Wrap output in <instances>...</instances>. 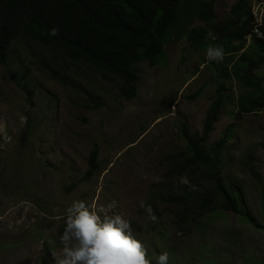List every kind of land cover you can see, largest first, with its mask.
Instances as JSON below:
<instances>
[{"label": "rangeland", "instance_id": "1", "mask_svg": "<svg viewBox=\"0 0 264 264\" xmlns=\"http://www.w3.org/2000/svg\"><path fill=\"white\" fill-rule=\"evenodd\" d=\"M235 1L216 4L220 21L227 20ZM253 1V12L263 9L264 13V0ZM255 27L262 33L264 20L255 22ZM23 44H17L16 62L9 68L0 64V264H42L46 249L55 264L63 248L60 237L65 210L75 200L95 206L101 216L121 214L135 223L132 231L153 261L167 252L168 264H264L262 225L256 228L238 214L225 211L197 219L195 226L186 225L180 219L184 208L176 202L161 203L160 215L154 209L157 220L152 221L141 207L142 201L148 205L158 192L172 190L177 196H186V187L198 190L186 177L170 175V157L186 147L180 123L187 124L191 132L203 131L207 112L219 95L222 77L213 66L217 61L207 58V50L196 52L186 37L168 43L165 62L155 67L137 65L138 94L131 101L116 100V83L96 76V84L88 91L101 96L104 106L92 109L76 91L34 67L37 59H27ZM218 63L221 68L225 64L224 60ZM19 66L31 67L28 81L37 86L32 106L12 78ZM19 74L25 75L24 71ZM256 74L264 87V67ZM226 85V94L231 93L232 99L211 133L210 143L235 125L227 142L223 176L239 185L243 206L264 224V109L256 112L258 115L253 111L241 114L238 97L255 88H241L236 79ZM28 120L31 136L23 146ZM95 147L101 168L83 182L90 151ZM244 157L251 158L259 179L245 171ZM73 182L76 186L69 190ZM197 184L206 188L207 181ZM162 185L169 191L161 190ZM153 225L159 229L157 237L150 234L153 228L148 227ZM162 233L169 234L163 237Z\"/></svg>", "mask_w": 264, "mask_h": 264}, {"label": "trees", "instance_id": "2", "mask_svg": "<svg viewBox=\"0 0 264 264\" xmlns=\"http://www.w3.org/2000/svg\"><path fill=\"white\" fill-rule=\"evenodd\" d=\"M198 1L200 0H0V64L6 68H9L13 61L16 62L15 56L20 50L17 49V44L19 42L20 44H23L21 43V41H23L25 45L28 46L26 47L23 44L27 59H37V62L34 63V67H39L41 69L40 72H42L45 76L49 75L51 79L60 81L64 86L67 87V89L76 91L81 99H85L88 104L91 103L93 105L92 109H99L100 107L104 106L101 96L88 91L89 87L96 84V76L101 75L102 79L106 82L114 84L116 83V100L131 101L137 97V83L140 80L138 70L135 69L137 67L134 66H137L140 63H147L150 67H155L158 66L160 62H165L166 60H162L164 59L165 47L168 43H177L181 40V37H187L188 41L193 44V48L196 52L207 50L209 47L223 46L225 51V57L223 60L225 64L221 68L220 63L215 62L216 65L213 63L216 68L220 67V69L217 68V70L219 72V76L222 77V81L220 82V87L218 89L219 95L216 99H214V102L209 108L207 117L205 119L204 127L210 131L208 132L207 129L203 128L205 131L203 130L202 132L193 133L190 131L187 124L184 125L185 123L181 122L180 132L183 135V139L185 140L186 136L189 137H187L188 140H185V151L182 150L176 152L170 157V161L172 162L170 175L180 178L182 176L183 178L187 176L186 178L188 180L190 179L189 181L192 184H194L193 181H195V186L197 187L198 182L201 184L206 180V188L199 186L198 190L190 191L186 187L184 189L185 193L187 194L186 196H177L175 195L176 192L172 190L165 194H163V192H158L149 199L148 205H151L153 210L155 209V212L160 215V204L168 203L169 199H171L169 203L176 202L180 206H183L184 204V213L183 216H181V222L186 225L195 226L197 219H204L211 214L217 215L218 213L224 211H232V213L238 214V216L247 223L253 226L255 225L254 227L257 226L256 228H259V226L262 225V228L259 229H264V224L258 222L250 210L243 206L242 189L239 187V185L237 184V186L236 183L227 182L224 176H220L223 175L221 171L224 169L225 172L226 169L227 160L225 155L227 151V142L233 137V127L235 125L232 124L227 128L228 133L225 132L224 135L219 139L220 141L217 140L214 143H210V135L216 130L217 122L219 121L224 109L228 107L232 99V95L230 93L226 94V82L228 80L232 78L236 79L239 82L241 88L242 86H253L255 88V93L251 91L252 93L249 92L248 94L247 92L245 93L247 96L242 93L238 97L237 105H239L238 108L241 114H246L249 111L256 113L264 109V87L261 86L262 82L260 76L256 74V70L264 66V38L256 36L252 31L254 29L255 20L253 19L252 13L248 12L249 10L251 11V0H236L230 8L228 15L229 17H227V20L222 21V24H216V20L218 19L216 4L226 0ZM187 13L189 14L187 15ZM249 18L250 20L248 21ZM199 20L201 21V24L199 23L196 25L195 22ZM186 21L188 23H186ZM52 29H57L58 34L55 36L50 35ZM262 32L264 33L263 29ZM213 38H215L216 42ZM207 41H210V45H208L209 42ZM203 42H207L208 44L203 45ZM253 43L255 44L254 47L252 46L254 45ZM253 49L254 53L252 52ZM259 61L261 63H259ZM80 62L82 64H80ZM241 63L242 65H240ZM84 68L86 71L83 70ZM224 70L225 72H228H226L225 75L223 74ZM237 70L239 71L237 72ZM20 71H24L25 75L19 76ZM30 71V66H27L26 68L19 66L16 71L13 70L12 78L18 85L17 88L25 94L27 104L32 106L37 86H33L28 81ZM246 73L247 77H245ZM223 78L226 79L224 80ZM115 79H119V84L117 83L118 81H115ZM253 81L255 83L258 82L256 84L259 86V88L257 85V87L254 86L255 83ZM18 82L21 83L19 84ZM251 82H253V85ZM119 85L120 87H118ZM255 94L257 96H255ZM252 99H255L256 101H253ZM259 100L262 101L261 104L259 103ZM244 102H247V105ZM251 102H253V104H251ZM254 102L259 104H255ZM240 104L243 108L240 106ZM245 105L248 108H245ZM251 106H253L255 110L253 107L251 108ZM244 109L245 111H243ZM28 122L29 125L26 126V129L22 134L21 144L23 146L31 136V123L29 120ZM184 132H186V134ZM227 134L230 136H227ZM190 142L192 143L193 147L191 146ZM200 145L202 147H200ZM219 148L223 150H219ZM196 150L198 151L196 152ZM93 155L95 156L92 157ZM92 158H97L95 163ZM190 160L191 162H189ZM195 161L197 162L195 163ZM88 162L91 166L88 165V169L85 172L86 176L83 177L84 179H81L83 182L90 180L91 177L101 168L100 164L98 163V149L96 147L91 150ZM220 162L222 163L221 165ZM241 162L245 167V171H248V173L252 176L254 175L253 177L257 176L256 178L259 179L258 173L255 172L254 165L250 157H244ZM185 165L188 166L186 167ZM207 168L211 169H208L209 171H207ZM213 169L218 170L216 172ZM88 171L90 172L88 173ZM173 172L175 173L173 174ZM200 176H202L201 178L203 180L200 178ZM208 182H211L212 184ZM227 183H231V186ZM73 187L74 185L70 187V190ZM162 187L163 185L161 186V190L169 191L168 187H165V189ZM207 192L208 195H206ZM223 193H225V195ZM225 198H227V200ZM237 198L238 201H236ZM229 201L230 203H228ZM241 208L243 210H241ZM246 218L248 219L246 220ZM249 219L253 222H250ZM133 225H135V223L131 224L132 227ZM155 226L156 225L150 227L153 228L152 230L154 231L153 232L151 230L150 234L154 237H157L159 234V229ZM167 234L169 233H162L163 236ZM49 252V249L45 250V259L43 261L44 264L46 262H48L47 264L54 263L52 259L50 260L49 255L51 256V254Z\"/></svg>", "mask_w": 264, "mask_h": 264}, {"label": "clouds", "instance_id": "3", "mask_svg": "<svg viewBox=\"0 0 264 264\" xmlns=\"http://www.w3.org/2000/svg\"><path fill=\"white\" fill-rule=\"evenodd\" d=\"M262 10L255 14L251 9L255 22L264 20ZM216 23L222 24V21L218 18ZM253 33L263 36L257 27ZM57 34V29L50 32L52 36ZM206 55L209 60L220 62L225 51L223 46L209 47ZM182 182L187 183L186 180ZM141 207L152 221L157 220L151 205L142 201ZM65 214V228L60 237L63 248L55 264H168L167 252L159 254L153 261L148 249L133 233L130 221L121 214L101 216L95 206L82 200L73 201Z\"/></svg>", "mask_w": 264, "mask_h": 264}, {"label": "bare ground", "instance_id": "4", "mask_svg": "<svg viewBox=\"0 0 264 264\" xmlns=\"http://www.w3.org/2000/svg\"><path fill=\"white\" fill-rule=\"evenodd\" d=\"M196 1H197V0H196ZM200 1L202 2V0H200ZM200 1H198V2H200ZM254 1H255V0H254ZM254 1H253V2H254ZM213 2H214V1H213ZM206 4H207V3H206ZM198 6H199V5H198ZM201 6H202V5H201ZM245 10H246V9H245ZM248 10H249V9H248ZM186 11H187V10H186ZM248 12L251 13L250 10H249ZM182 14H183V12H182ZM188 14H189V13H187V15H188ZM191 14H192V13H191ZM242 14H243V13H242ZM244 14H245V13H244ZM183 15H184V14H183ZM191 16H192V15H191ZM186 17H187V16H186ZM189 17H190V15H189ZM192 17H193V16H192ZM228 17H229V16H228ZM243 17H244V16H243ZM248 17H249V16H248ZM190 18H191V17H190ZM183 19H184V18H183ZM233 19H234V18H233ZM251 19H252V18H251ZM253 19H254V18H253ZM253 19H252V20H253ZM185 20H186V18H185ZM188 20H189V19H188ZM228 20H229V19H228ZM238 20H239V19H238ZM249 20H250V18L248 19V21H249ZM182 21H183V20H182ZM199 21H200V20H199ZM244 21H245V19H244ZM184 23H185V22H184ZM186 23H188V22L186 21ZM189 23H190V22H189ZM208 23H209V22H208ZM191 24H192V23H191ZM200 24H201V23H200ZM210 24H211V23H210ZM216 24H217V23H216ZM224 24H225V23H224ZM188 25H189V24H188ZM182 26H183V25H182ZM211 26H212V24H211ZM248 26H249V25H248ZM186 27H187V26H186ZM195 27H196V26H195ZM208 27H209V26H208ZM184 28H185V26H184ZM206 28H207V27H206ZM212 28H213V27H212ZM217 28H218V27H217ZM210 29H211V28H210ZM182 30H183V28H182ZM184 30H185V29H184ZM186 30H187V29H186ZM218 30H219V29H218ZM251 30H252V29H251ZM253 30H254V29H253ZM253 30H252V31H253ZM205 31H206V30H205ZM186 32H187V31H186ZM186 32H185V33H186ZM250 32H251V31H250ZM180 33H181V32H180ZM219 34H221V33H219ZM249 34H250V33H249ZM183 35H184V33H183ZM245 35H246V34H245ZM180 36H181V34H180ZM216 36H217V35H216ZM211 37H212V36H211ZM219 37H220V36H219ZM222 37H223V36H222ZM247 37H248V35H247ZM179 38H180V37H179ZM182 38H183V37H181V39H182ZM253 38H254V37H253ZM213 39L215 40V38H213ZM251 39H252V37H251ZM205 40H208V39H205ZM221 40H222V39H221ZM226 40H227V39H226ZM231 40H232V39H231ZM254 40H255V39H254ZM19 41H20V40H19ZM19 41H18V42H19ZM175 41H176V40H175ZM237 41H238V40H237ZM243 41H245V40H243ZM207 42H209V44H208ZM207 42H206V43L203 42V45H205V44L210 45V41H207ZM213 42H214V41H213ZM215 42H216V40H215ZM239 42H240V41H239ZM247 42H248V41H247ZM228 43H229V42H228ZM234 43H236V42H234ZM254 43H255V42H254ZM254 43H253V44H254ZM245 44H247V43H245ZM225 45H226V44H225ZM226 46H227V45H226ZM241 46H242V45H241ZM252 46L254 47L255 44L252 45ZM195 47H196V46H195ZM206 47H207V46H206ZM233 47H237V46H233ZM250 47H251V46H250ZM256 47H257V44H256ZM256 47H255V48H256ZM258 47H259V46H258ZM203 49H204V48H203ZM237 49H238V48H237ZM258 49H259V48H258ZM235 50H236V49H235ZM235 50H234V51H235ZM248 50H249V49H248ZM11 51H13V50H11ZM236 51H237V50H236ZM228 52H230V51H228ZM232 52H233V51H232ZM252 52L254 53V49H253ZM9 53H10V52H9ZM226 53H227V52H226ZM262 53H263V52H262ZM161 55H162V54H161ZM233 55H234V53H233ZM248 55H249V54H248ZM262 55H263V54H262ZM163 56H164V55H163ZM163 56H162V57H163ZM245 56H246V54H245ZM256 56H257V54H256ZM231 57L233 58L232 55H231ZM243 57H244V56H243ZM251 57H253V56H251ZM226 58H227V57H226ZM228 58H229V56H228ZM246 58H247V57H246ZM253 58H254V57H253ZM238 59H239V58H238ZM205 60H206V59H205ZM235 60H236V59H235ZM259 60H260V59H259ZM261 60H262V59H261ZM162 61H163V60H162ZM226 61H227V60H226ZM158 62H159V61H158ZM160 63H161V62H160ZM212 63H213V62H212ZM253 63H254V62H253ZM259 63H261V62L259 61ZM263 63H264V62H263ZM263 63H262V64H263ZM80 64H82V63L80 62ZM238 64H239V63H238ZM244 64H245V63H244ZM246 64H247V63H246ZM215 65H216V63H215ZM215 65H213V66H215ZM240 65H242V63H241ZM88 66H89V65H88ZM235 66H236V65H235ZM249 66H250V65H249ZM253 66H254V65H253ZM259 66H260V65H259ZM3 67H5V66H3ZM134 67H137V66H134ZM149 67H150V66H149ZM236 67H237V66H236ZM260 67H261V66H260ZM263 67H264V66H263ZM5 68H6V67H5ZM217 68L220 69L219 67H217ZM250 68H251V67H250ZM254 68H255V66H254ZM256 68H257V66H256ZM261 68H262V67H261ZM135 69H137V68H135ZM223 69H224V68H223ZM226 69H227V68H226ZM95 70H96V69H95ZM192 70H193V69H192ZM221 70H222V69H221ZM241 70H242V69H241ZM238 71H239V70H237V72H238ZM102 72H103V71H102ZM217 72H218V70H217ZM226 72H227V71H226ZM226 72H225V70H224L223 74L225 75ZM237 72H236V73H237ZM99 73H100V72H99ZM227 73H228V72H227ZM220 74H221V73H220ZM234 74H235V72H234ZM241 74H242V73H241ZM107 75H108V74H107ZM107 75H106V76H107ZM237 75H238V74H237ZM103 76H104V75H103ZM239 76H240V75H239ZM262 76H263V75H262ZM13 77H14V76H13ZM64 77H65V76H64ZM108 77H109V76H108ZM226 77H227V76H226ZM245 77H247V73H246V76H245ZM10 78H11V77H10ZM56 78H58V77H56ZM62 78H63V77H62ZM109 78H110V77H109ZM113 78H114V77H113ZM113 78H112V79H113ZM234 78H235V77H234ZM241 78H242V77H241ZM11 79H12V78H11ZM63 79H64V78H63ZM106 79H107V77H106ZM223 79H224V78H223ZM225 79H226V78H225ZM225 79H224V80H225ZM232 79H233V78H232ZM243 79H245V78H243ZM250 79H252V78H250ZM250 79H249V80H250ZM255 79H256V78H255ZM13 80H14V79H13ZM52 80H53V79H52ZM238 80H241V79H238ZM252 80H254V79H252ZM252 80H251V81H252ZM17 81H18V80H17ZM115 81H118L117 83L119 84V79H118V80L115 79ZM121 81H122V80H121ZM242 81H243V80H242ZM136 82H137V79H136ZM244 82H245V81H244ZM253 82H254V81H253ZM253 82H251L252 85H253ZM18 83H19V82H18ZM20 83H21V82H20ZM20 83H19V84H20ZM122 83H123V82H122ZM219 83H220V81H219ZM224 83H225V82H224ZM249 83H250V82H249ZM254 83H255V82H254ZM256 83H258V82H256ZM256 83H255L254 86L257 85ZM259 83H260V81H259ZM137 84H138V83H137ZM245 84H246V83H245ZM263 84H264V83H263ZM21 85H22V84H21ZM21 85H20V86H21ZM135 85H136V83H135ZM222 85H223V83H222ZM249 85H250V84H249ZM26 86H27V85H26ZM245 86H247V85H245ZM257 86H258V85H257ZM257 86H256V87H257ZM261 86H262V85H261ZM118 87H120V85H119ZM222 87H223V86H222ZM232 87H233V86H232ZM233 88H234V87H233ZM258 88H259V86H258ZM258 88H257V89H258ZM31 89H32V88H31ZM202 89H203V88H202ZM223 89H224V88H223ZM231 89H232V88H231ZM252 89H253V88H252ZM199 90H201V89H199ZM118 91H119V90H118ZM136 91H137V90H136ZM136 91H135V92H136ZM233 91H234V90H233ZM197 92H198V91H197ZM225 92H226V91H225ZM243 92H244V91H243ZM246 92H247V91H246ZM263 92H264V91H263ZM32 93H33V92H32ZM250 93H252V92H250ZM254 93H255V92H254ZM256 93H257V92H256ZM230 94H231V93H230ZM230 94H229V95H230ZM244 94H245V93H244ZM244 94H243V95H244ZM248 94H249V93H248ZM199 95H201V92H200ZM202 95H203V94H202ZM243 95H242V97H243ZM245 95L247 96V94H245ZM261 95H262V94H261ZM255 96H257V95L255 94ZM262 96H263V95H262ZM27 97H28V96H27ZM29 97H30V96H29ZM248 97H249V96H248ZM252 97H253V96H252ZM258 97H260V96H258ZM191 98H192V97H191ZM191 98H190V99H191ZM255 98H256V97H255ZM262 98H263V97H262ZM29 99H30V98H29ZM192 99H193V98H192ZM241 99H242V98H241ZM256 99H257V98H256ZM245 100H246V99H245ZM245 100H242V101H245ZM252 100H253V99H252ZM254 100H255V99H254ZM254 100H253V101H254ZM30 101H31V100H30ZM99 101H100V100H99ZM127 101H128V100H127ZM196 101H197V100H196ZM239 101H240V100H239ZM242 101H241V102H242ZM246 101H247V100H246ZM255 101H256V100H255ZM259 101H260V100H259ZM259 101H257V102H259ZM261 102H262V101H260L259 103L261 104ZM99 103H100V102H99ZM242 103H243V102H242ZM244 103H245V102H244ZM246 103H247V102H246ZM246 103H245V104H246ZM248 103H249V102H248ZM254 103H255V104H259V103H256V102H254ZM100 104H102V103H100ZM251 104H253V102H251ZM255 104H254V105H255ZM246 105H247V104H246ZM246 105H245V108H248V107H246ZM238 106H239V105H238ZM240 106H241V104H240ZM248 106H249V105H248ZM259 106H260V105H259ZM261 106H262V105H261ZM241 107H242V106H241ZM252 107H253V106H251V108H252ZM242 108H243V107H242ZM253 109H254V107H253ZM256 109H258V108H256ZM259 109H260V108H259ZM250 110H251V109H250ZM254 110H255V109H254ZM243 111H245V109H244ZM263 112H264V111H263ZM243 114H244V113H243ZM246 114H247V113H246ZM256 114H257V113H256ZM256 114H255V115H256ZM258 114H259V113H258ZM258 114H257V115H258ZM240 118H241V117H240ZM207 121H208V120H207ZM209 123H210V122H209ZM211 124H212V123H211ZM180 125H181V123H180ZM184 125H186V124H184ZM206 126H207V125H206ZM210 126H211V125H210ZM226 126H227V125H226ZM200 127H201V126H200ZM179 128H180V127H179ZM208 128H209V127H208ZM204 129H207V128L204 127ZM204 129H202V130H204ZM229 129H230V128H229ZM231 129H232V127H231ZM183 130H185V129H183ZM187 130H188V129H187ZM224 130H225V129H224ZM247 130H248V129H247ZM247 130H246V131H247ZM180 131H181V130H180ZM204 131H205V130H204ZM207 131H208V129H207ZM209 131H210V130H209ZM209 131H208V132H209ZM231 131H232V130H231ZM182 132H183V131H182ZM192 132L195 133L194 131H192ZM201 132H202V131H201ZM184 133L186 134V132H184ZM205 133H206V132H205ZM227 133H228V132H227ZM247 133H248V132H247ZM180 134H181V133H180ZM189 134H190V133H189ZM202 134H203V133H202ZM212 134H213V133H212ZM229 134H230V133H229ZM229 134H227V136H230ZM25 135H26V134H25ZM192 135H193V134H192ZM207 135H208V134H207ZM209 135H210V134H209ZM182 136H183V135H182ZM222 136H223V135H222ZM187 137H188V136H186V139H187ZM193 137H194V136H193ZM195 137H197V136H195ZM205 137H206V136H205ZM188 138H189V137H188ZM227 138H229V137H227ZM230 138H231V137H230ZM23 139H24V138H23ZM186 139H185V140H186ZM201 139H202V138H201ZM187 140H188V139H187ZM192 140H193V139H192ZM196 140H197V139H196ZM24 141H25V140H24ZM24 141H23V142H24ZM189 141H190V140H189ZM197 141H198V140H197ZM199 141H200V140H199ZM204 141H205V140H204ZM218 141H220V140H218ZM187 142H188V141H187ZM190 144H191V146H192V143H191V142H190ZM194 144H195V143H194ZM207 144H210V143H207ZM202 145H203V144H202ZM95 146H97V145H95ZM192 147H193V146H192ZM200 147H202V146L200 145ZM223 147H224V146H223ZM196 148H197V147H196ZM213 148H214V146H213ZM224 148H225V147H224ZM193 149H194V148H193ZM202 149H203V148H202ZM217 149H218V148H217ZM94 150H95V149H94ZM191 150H192V149H191ZM211 150H212V148H211ZM219 150H223V149H220V148H219ZM33 151H34V150H33ZM95 151H96V150H95ZM95 151H94V152H95ZM184 151H185V150H184ZM192 151H194V150H192ZM192 151H191V152H192ZM197 151H198V150H196V152H197ZM201 151H202V150H201ZM224 151H225V150H224ZM90 152H91V151H90ZM98 152H99V151H98ZM189 152H190V151H189ZM199 152H200V151H199ZM199 152H198V153H199ZM215 152H216V151H215ZM218 152H219V151H218ZM204 153H205V152H204ZM91 154H92V153H91ZM187 154H188V153H187ZM194 154H195V153H194ZM199 154H201V153H199ZM96 155H97V154H96ZM185 155H186V154H185ZM197 155H198V154H197ZM197 155H196V156H197ZM201 155H202V154H201ZM213 155H214V154H213ZM94 156H95V155H93L92 157H94ZM99 156H100V155H99ZM190 156H191V155H190ZM198 156H199V155H198ZM202 156H203V155H202ZM184 157H185V156H184ZM211 157H212V156H211ZM182 158H183V157H182ZM207 158H208V157H207ZM221 158H222V157H221ZM92 159H93V158H92ZM96 159H97V158H96ZM96 159H93V160H94V163H95ZM98 159H99V158H98ZM196 159H197V158H196ZM208 159H209V158H208ZM89 160H90V159H89ZM162 160H163V159H162ZM180 160H181V159H180ZM222 160H223V159H222ZM90 161H91V160H90ZM199 161H200V159H199ZM202 161H203V160H202ZM206 161H207V160H206ZM211 161H212V160H211ZM213 161H215V160H213ZM189 162H191V160H190ZM189 162H188V163H189ZM192 162H193V161H192ZM196 162H197V161H195V163H196ZM223 162H225V161H223ZM91 163H92V162H91ZM91 163H90V164H91ZM182 163H183V162H182ZM182 163H181V164H182ZM195 163H194V164H195ZM203 163H204V162H203ZM201 164H202V162H201ZM204 164H206V163H204ZM212 164H213V163H212ZM214 164H215V163H214ZM216 164H217V163H216ZM221 164H222V163L220 162V165H221ZM88 165H89V162H88ZM158 165H159V164H158ZM178 165H179V164H178ZM188 165H189V164H188ZM188 165H187V166H188ZM223 165H224V164H223ZM251 165H252V164H251ZM251 165H250V166H251ZM258 165H259V164H258ZM89 166H91V165H89ZM92 166H93V165H92ZM166 166H167V165H166ZM181 166H182V165H181ZM181 166H180V167H181ZM183 166H184V165H183ZM185 166H186V165H185ZM187 166H186V167H187ZM215 166H216V165H215ZM201 167H202V166H201ZM255 167H256V166H255ZM89 168H90V167H89ZM93 168H94V167H93ZM175 168H176V167H175ZM191 168H193V167H191ZM203 168H204V167H203ZM222 168H223V167H222ZM248 168H249V167H248ZM152 169H153V168H152ZM172 169H173V168H172ZM208 169H211V168H207V171H209ZM257 169H258V168H257ZM153 170H154V169H153ZM177 170H178V168H177ZM198 170H199V169H198ZM200 170H201V169H200ZM205 170H206V169H205ZM205 170H204V172H205ZM213 170H215V169H213ZM217 170H218V169H216L215 171L217 172ZM181 171H182V170H181ZM186 171H187V170H186ZM186 171H185V172H186ZM196 171H197V170H196ZM220 171H221V170H220ZM250 171H251V170H250ZM89 172H90V171H88V173H89ZM183 172H184V171H183ZM192 172H194V171H192ZM221 172H222V174H223L224 169H223V171H221ZM252 172H253V171H252ZM174 173H175V172H173V174H174ZM202 173H203V172H202ZM218 173H219V172H218ZM171 174H172V173H171ZM182 174H183V173H182ZM210 174H211V173H210ZM163 175H164V174H163ZM183 175H184V174H183ZM186 175H188V174H186ZM196 175H198V174H196ZM89 176H90V175H89ZM169 176H170V175H169ZM178 176H179V175H178ZM193 176H194V175H193ZM198 176H199V175H198ZM204 176H205V175H204ZM204 176H203V177H204ZM213 176H214V175H213ZM215 176H216V175H215ZM217 176H218V174H217ZM217 176H216V177H217ZM220 176H223V175H220ZM253 176H254V175H253ZM182 177H183V176H182ZM186 177H187V176H186ZM201 177H202V176H200V178H201ZM207 177H209V176H207ZM256 177H257V176H256ZM256 177H255V178H256ZM165 178H166V177H165ZM173 178H174V177H173ZM175 178H177V177H175ZM190 178H191V176H190ZM210 178H211V177H210ZM213 178H214V177H213ZM222 178H223V177H222ZM83 179H84V178H83ZM92 179H93V178H92ZM158 179H159V178H158ZM180 179H181V178H180ZM201 179H202V178H201ZM215 179H216V178H215ZM220 179H221V178H220ZM256 179H257V178H256ZM168 180H170V179L168 178ZM186 180H187V179H186ZM189 180H190V179H189ZM202 180H203V179H202ZM218 180H219V178H218ZM187 181H188V180H187ZM197 181H198V180H197ZM205 181H206V180H205ZM205 181H204V182H205ZM208 181H209V180H208ZM224 181H225V180H224ZM193 182H194V185H195V181H193ZM212 182H213V181H212ZM220 182H221V181H220ZM88 183H89V182H88ZM198 183H200V182H198ZM208 183H211V182H208ZM213 183H214V182H213ZM84 184H85V183H84ZM98 184H99V183H98ZM170 184H172V183H170ZM203 184H204V183H203ZM211 184H212V183H211ZM227 184H229V183H227ZM230 184H231V183H230ZM230 184H229V185H230ZM73 185L76 186V184H74V182H73ZM134 185H135V184H134ZM197 185H198V184H197ZM205 185H206V184H205ZM216 185H217V184H216ZM218 185H219V184H218ZM236 185H237V184H236ZM159 186H160V185H159ZM164 186H166V185H164ZM169 186H170V185H169ZM171 186H172V185H171ZM173 186H175V185L173 184ZM199 186H200V185H198V187H199ZM230 186H231V185H230ZM237 186H238V185H237ZM166 187H167V186H166ZM196 187H197V186H196ZM200 187H201V186H200ZM211 187H212V186H211ZM227 187H229V186H227ZM104 188H105V187H104ZM162 188H163V187H162ZM194 188H195V187H194ZM220 188H221V187H220ZM234 188H235V187H234ZM112 189H114V188H112ZM164 189H165V188H164ZM175 189H176V188H175ZM181 189H182V187H181ZM212 189H213V188H212ZM216 189H217V188H216ZM69 190H70V186H69ZM94 190H95V189H94ZM100 190H101V189H100ZM110 190H111V189H110ZM178 190H179V189H178ZM219 190H220V189H219ZM28 191H29V190H28ZM163 191H164V190H163ZM190 191H191V190H190ZM221 191H222V189H221ZM232 191H233V189H232ZM105 192H106V191H105ZM176 192H177V191H176ZM209 192H210V190H209ZM240 192H241V191H240ZM117 193H118V192H117ZM181 193H182V192H181ZM212 193H213V192H212ZM98 194H99V193H98ZM185 194H186V193H185ZM196 194H197V193H196ZM223 194L225 195V193H223ZM116 195H117V194H116ZM175 195H176V194H175ZM206 195H208V192H207ZM219 195H220V194H219ZM239 195H240V193H239ZM239 195H238V197H239ZM160 196H161V195H160ZM184 196H185V195H184ZM209 196H210V194H209ZM214 196H215V195H214ZM233 196H234V194H233ZM111 197H112V196H111ZM211 197H212V196H211ZM216 197H217V196H216ZM240 197H242V196H240ZM22 198H23V197H22ZM95 198H96V197H95ZM112 198H113V197H112ZM112 198H111V199H112ZM168 198H169V197H168ZM168 198H167V199H168ZM190 198H191V197H190ZM195 198H199V197H195ZM219 198H220V196H219ZM19 199H20V198H19ZM207 199H208V198H207ZM222 199H223V198H222ZM222 199H220V200H222ZM225 199L227 200V198H225ZM235 199H236V198H235ZM16 200H17V199H16ZM31 200H32V199H31ZM159 200H160V198H159ZM170 200H171V199H169V202H170ZM185 200H187V199H185ZM215 200H216V199H215ZM119 201H120V200H119ZM126 201H127V200H126ZM172 201H173V200H172ZM195 201H196V200H195ZM236 201H238V198H237ZM35 202H36V200H35ZM35 202H34V203H35ZM169 202H168V203H169ZM177 202H179V201H177ZM185 202H186V201H185ZM222 202H223V201H222ZM222 202H221V203H222ZM242 202H243V201H242ZM26 203H27V202H26ZM113 203H114V202H113ZM132 203H133V202H132ZM180 203H181V202H180ZM189 203H190V202H189ZM215 203H216V202H215ZM228 203H230V201H229ZM236 203H237V202H236ZM239 203H240V202H239ZM29 204H30V203H29ZM35 204H36V203H35ZM42 204H43V203H42ZM108 204H109V203H108ZM122 204H123V203H122ZM126 204H127V203H126ZM126 204H125V205H126ZM130 204H131V202H130ZM130 204H129V205H130ZM197 204H198V203H197ZM212 204H213V203H212ZM219 204H220V203H219ZM213 205H214V204H213ZM243 205H244V203H243ZM39 206H40V202H39ZM45 206H46V205H45ZM96 206H97V205H96ZM108 206H109V205H108ZM114 206H115V205H114ZM127 206H128V205H127ZM183 206H184V204H183ZM217 206H218V205H217ZM220 206H222V205H220ZM241 206H242V205H241ZM28 207H29V206H28ZM34 207H35V206H34ZM123 207H124V206H123ZM153 207H154V206H153ZM186 207H187V206H186ZM201 207H202V206H201ZM213 207H214V206H213ZM225 207H226V206H225ZM35 208H36V207H35ZM37 208H38V207H37ZM215 208H216V207H215ZM226 208H227V207H226ZM46 209L48 210V208H46ZM127 209H128V207H127ZM203 209H204V208H203ZM211 209H212V208H211ZM217 209H218V208H217ZM43 210H44V209H43ZM182 210H183V209H182ZM228 210H229V209H228ZM236 210H237V209H236ZM241 210H243V209L241 208ZM241 210H240V211H241ZM115 211H116V210H115ZM180 211H181V210H180ZM195 211H196V210H195ZM237 211H238V210H237ZM237 211H236V212H237ZM240 211H239V212H240ZM23 212H24V211H23ZM30 212H32V211H30ZM35 212H36V211H35ZM35 212H34V213H35ZM44 212H45V210H44ZM206 212H207V211H206ZM225 212H226V211H225ZM231 212H232V211H231ZM239 212H238V213H239ZM246 212H247V211H246ZM34 213H33V214H34ZM41 213H42V212H41ZM192 213H193V212H192ZM196 213H197V211H196ZM204 213H205V212H204ZM25 214H26V213H25ZM25 214H24V215H25ZM46 214H47V213H46ZM179 214H180V213H179ZM182 214H183V213H182ZM202 214H203V213H202ZM189 215H191V214H189ZM242 215H243V214H242ZM247 215H248V214H247ZM194 216H195V215H194ZM179 217H180V216H179ZM196 217H197V216H196ZM196 217H195V218H196ZM247 217H249V216H247ZM251 217H252V216H251ZM26 218H27V217H26ZM31 218H32V217H31ZM249 218H250V217H249ZM180 219H181V217H180ZM185 219H186V218H185ZM192 219H193V218H192ZM247 219H248V218H246V220H247ZM5 220H6V219H5ZM21 220H22V219H21ZM34 220H35V219H34ZM181 220H182V219H181ZM186 220H188V219H186ZM39 221H40V220H39ZM249 221H250V219H249ZM28 222H29V221H28ZM250 222H253V221H250ZM2 223H3V222H2ZM45 223H46V222H45ZM30 224H31V223H30ZM22 225H23V224H22ZM24 225H25V224H24ZM156 226H157V225H156ZM156 226H155V227H156ZM252 226H253V225H252ZM254 226H255V225H254ZM35 227H36V226H35ZM150 227H151V226H150ZM150 227H149V228H150ZM256 227H257V226H256ZM259 227H260V226H259ZM20 228H21V227H20ZM44 228H45V227H44ZM32 229H33V228H32ZM154 229H155V228H154ZM12 230H13V229H12ZM61 230H62V229H61ZM38 231H39V230H38ZM152 231H153V230H152ZM9 232H10V231H9ZM14 232H15V231H14ZM14 232H12V233H14ZM153 232H154V231H153ZM167 232H168V231H167ZM61 234H62V232H61ZM36 235H38V233H37ZM26 236H27V234H26ZM165 236H168V235H165ZM163 237H164V236H163ZM26 238H28V237H26ZM44 239H45V238H44ZM26 240H27V239H26ZM153 240H154V239H153ZM23 241H24V240H23ZM33 241H35V240H33ZM38 243H39V241H38ZM0 244H1V243H0ZM40 244H41V242H40ZM17 245H18V244H17ZM27 245L29 246V244H27ZM0 246H1V245H0ZM10 246H11V245H10ZM8 247H9V246H8ZM8 247H6V248H8ZM26 247H27V246H26ZM41 247H42V246H41ZM6 248H5V249H6ZM10 248H11V247H10ZM23 248H25V247H23ZM5 249H4V250H5ZM8 249H9V248H8ZM12 249H14V248H12ZM20 249H22V248H20ZM31 249H32V247H31ZM149 250H150V249H149ZM13 251H14V250H13ZM2 252H3V251H2ZM6 252H7V251H6ZM169 252H170V251H169ZM8 253H9V252H8ZM10 253H11V251H10ZM16 253H18V251H17ZM34 254H35V253H34ZM36 255H37V254H36ZM28 256H29V255H28ZM49 256H50V255H49ZM44 259H45V258H44ZM44 259H43V260H44ZM50 260H51V259H50ZM11 261H12V260H11ZM36 261H37V260H36ZM12 262H13V261H12ZM47 263H48V262H46L45 264H47ZM49 263H51V262H49ZM10 264H11V263H10ZM43 264H44V263H43Z\"/></svg>", "mask_w": 264, "mask_h": 264}]
</instances>
